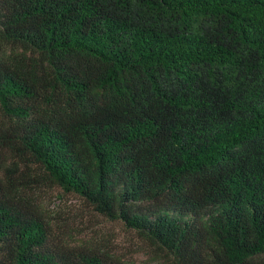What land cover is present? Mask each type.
I'll list each match as a JSON object with an SVG mask.
<instances>
[{
    "label": "trees",
    "instance_id": "trees-1",
    "mask_svg": "<svg viewBox=\"0 0 264 264\" xmlns=\"http://www.w3.org/2000/svg\"><path fill=\"white\" fill-rule=\"evenodd\" d=\"M37 185L149 264H264V0H0V264H138Z\"/></svg>",
    "mask_w": 264,
    "mask_h": 264
},
{
    "label": "rangeland",
    "instance_id": "rangeland-1",
    "mask_svg": "<svg viewBox=\"0 0 264 264\" xmlns=\"http://www.w3.org/2000/svg\"><path fill=\"white\" fill-rule=\"evenodd\" d=\"M33 191L50 219L63 228L61 232L99 240L107 239L114 250L136 263L151 262L147 244L122 222L105 218L84 203L83 199L63 191L59 186L37 185Z\"/></svg>",
    "mask_w": 264,
    "mask_h": 264
}]
</instances>
